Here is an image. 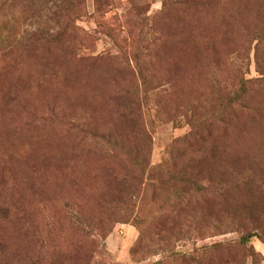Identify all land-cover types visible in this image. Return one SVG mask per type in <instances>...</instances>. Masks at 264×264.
<instances>
[{
    "label": "rangeland",
    "instance_id": "374dc122",
    "mask_svg": "<svg viewBox=\"0 0 264 264\" xmlns=\"http://www.w3.org/2000/svg\"><path fill=\"white\" fill-rule=\"evenodd\" d=\"M263 74L264 0H0V264H264Z\"/></svg>",
    "mask_w": 264,
    "mask_h": 264
},
{
    "label": "trees",
    "instance_id": "16d2710c",
    "mask_svg": "<svg viewBox=\"0 0 264 264\" xmlns=\"http://www.w3.org/2000/svg\"><path fill=\"white\" fill-rule=\"evenodd\" d=\"M258 65H259V69H261L260 68V63H258ZM238 82L240 83L241 90L243 91V93L245 95H249L250 96L252 91H254V88H251L252 84L253 85H257L260 91H264V74H263L262 78L257 79V80H252V79L248 80L246 78H242V80L238 79ZM262 105L264 106V103ZM187 146L189 147V149H193L195 147H199L200 148L199 150L201 151L207 145H206V141L204 139H201V140H197V145H192V142H187ZM213 151H214V156L212 157V160H214L213 162H219L222 166L224 165L226 167H229L228 160H227V157L229 155V148H227L226 146L224 147L223 145H221L219 143H215V144H213ZM244 161H245V159H244ZM142 164L143 163L140 164V168L142 167ZM214 169L211 167L210 170H207V172H208V174L210 176V180L213 182V181H217L218 178H221V182H219V183H223L224 182V180H223L224 176L216 177L215 174L213 173ZM248 170H249L248 168L244 169L245 172H247ZM183 182L185 184L188 183L187 178H185L183 180ZM196 187H200V186L198 185ZM227 191H228L227 187H224V192H222V193L226 194ZM249 201L250 200H247V202L245 203L246 206L244 207V210L248 211L249 212L248 214L251 215L252 217H254V209L251 208V207H248V202ZM247 229L248 228L245 227V230H247ZM248 238H249V235L247 234L244 237V239H243V243L244 244H246L248 242ZM257 263H258L257 260H255V264H257Z\"/></svg>",
    "mask_w": 264,
    "mask_h": 264
}]
</instances>
